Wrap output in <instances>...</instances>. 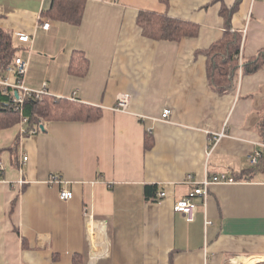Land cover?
Instances as JSON below:
<instances>
[{
  "label": "crops",
  "instance_id": "0c3cea01",
  "mask_svg": "<svg viewBox=\"0 0 264 264\" xmlns=\"http://www.w3.org/2000/svg\"><path fill=\"white\" fill-rule=\"evenodd\" d=\"M52 3L0 0V30L12 36L15 59L29 61L26 86L47 83L53 97L75 96L101 117L50 119L31 134L22 112L0 128V264H74L77 255L79 264L264 262V65L240 69L225 92L208 79V50L227 31L243 32L246 61L264 48V0H86L80 24L49 14ZM141 11L197 31L152 39L137 22ZM74 52L87 71L76 69ZM15 59L0 80H16ZM123 92L132 94L127 112L114 109ZM164 108L170 121L161 119ZM220 132L226 136L214 143ZM222 172L241 179L211 183L193 220L175 210L192 188L189 174ZM53 174L71 200L47 182ZM148 185L166 196L149 198Z\"/></svg>",
  "mask_w": 264,
  "mask_h": 264
},
{
  "label": "trees",
  "instance_id": "16d2710c",
  "mask_svg": "<svg viewBox=\"0 0 264 264\" xmlns=\"http://www.w3.org/2000/svg\"><path fill=\"white\" fill-rule=\"evenodd\" d=\"M169 4L170 0H161ZM86 0H53L48 13L59 20L80 24L83 18ZM138 24L143 29V34L155 40H181L184 36L194 35L197 25L170 17L165 13L154 11H141L137 18ZM243 44V32L227 31L224 37L213 43L209 50L208 79L211 85L220 92L230 89L238 76L239 70L243 73H254L264 65V48L258 55L248 61L240 62V51ZM17 47L14 46L12 36L0 30V68L6 70L16 57ZM74 62L77 70L88 69V60L82 52H74ZM11 87L0 84V128L12 126L20 121L21 114L28 118L29 127L41 128L43 121L50 119H78L95 121L101 117V112L95 107L81 103L78 100H65L44 95L42 98L26 96L21 109L16 110L12 102ZM40 127V128H39ZM147 143V147H150ZM247 176V175H245ZM239 178L237 174L234 176ZM248 177V176H247ZM149 198L158 199L159 186L148 185ZM82 256L75 257L79 264ZM258 264H264L258 263Z\"/></svg>",
  "mask_w": 264,
  "mask_h": 264
},
{
  "label": "built area",
  "instance_id": "2783aa9c",
  "mask_svg": "<svg viewBox=\"0 0 264 264\" xmlns=\"http://www.w3.org/2000/svg\"><path fill=\"white\" fill-rule=\"evenodd\" d=\"M51 23L45 22L42 26L44 29H49ZM19 39L23 42H31L32 38L30 34H20ZM240 62H243V57L240 55ZM29 61L22 58L17 57L12 66L9 67L10 72L15 75L16 80L14 82L9 79L0 80V84H3L7 87H12L16 89L19 93L16 96L12 97V102L15 105V109H21V105L24 102L26 96H32L34 98H42L44 95H52L48 90L47 83L43 85L40 89H34L26 86L25 84V75L28 71ZM72 100H78L75 96L71 97ZM132 94L129 92H123L118 96V101L116 106L114 107L117 111L127 112L129 111V107L131 104ZM172 115L171 108H164L161 119L163 121H170ZM147 116L143 114H139V118L145 119ZM24 122H28V118H23ZM31 134L38 133V128H33L30 130ZM226 136L225 132L217 133L214 136V143L218 142L222 137ZM259 156L261 153L256 152L253 155H250V163L255 165L259 161ZM28 157L26 156L24 159L26 160ZM0 169H4L3 164L0 162ZM186 183L192 185V188L187 193V195L175 202L174 208L178 212H182L186 215L188 220H193L195 217V213L198 209V203L196 202L197 198H202L204 202H206L208 193H209V185L211 183H233L236 182L237 179L234 176H230L225 172L220 174H215L212 176H205L202 180H198L194 174H189ZM24 182V180L22 181ZM51 185L61 186L59 190V197L62 200L69 201L73 198L74 193L72 190L63 186L66 183L65 179L59 174H53L47 181ZM25 183V182H24ZM23 183V184H24ZM166 196V191L158 192V199L162 200ZM233 261V259H232Z\"/></svg>",
  "mask_w": 264,
  "mask_h": 264
},
{
  "label": "rangeland",
  "instance_id": "374dc122",
  "mask_svg": "<svg viewBox=\"0 0 264 264\" xmlns=\"http://www.w3.org/2000/svg\"><path fill=\"white\" fill-rule=\"evenodd\" d=\"M14 77H15V75H14ZM232 263H233V264H242V263H241V260H239V259H238V260H237V259L233 260Z\"/></svg>",
  "mask_w": 264,
  "mask_h": 264
},
{
  "label": "water",
  "instance_id": "95a60500",
  "mask_svg": "<svg viewBox=\"0 0 264 264\" xmlns=\"http://www.w3.org/2000/svg\"><path fill=\"white\" fill-rule=\"evenodd\" d=\"M16 95H18V93L16 92Z\"/></svg>",
  "mask_w": 264,
  "mask_h": 264
}]
</instances>
